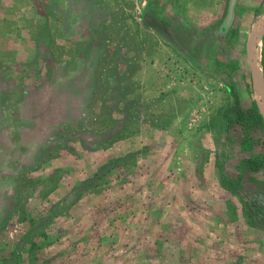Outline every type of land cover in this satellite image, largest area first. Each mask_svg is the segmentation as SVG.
<instances>
[{"label":"rangeland","instance_id":"1","mask_svg":"<svg viewBox=\"0 0 264 264\" xmlns=\"http://www.w3.org/2000/svg\"><path fill=\"white\" fill-rule=\"evenodd\" d=\"M228 5L0 0V264H264V128H227L264 0Z\"/></svg>","mask_w":264,"mask_h":264},{"label":"trees","instance_id":"2","mask_svg":"<svg viewBox=\"0 0 264 264\" xmlns=\"http://www.w3.org/2000/svg\"><path fill=\"white\" fill-rule=\"evenodd\" d=\"M257 106L258 105H256L255 102L252 101L249 106H247L243 110H240L238 108V102L235 101V107L230 108L231 114L230 119L228 120L227 128H230L236 124L240 126L243 133V145L254 146L258 145L261 142V140L256 138L252 139L251 137V134H254L261 128H264L262 119L263 115ZM245 165L249 171L257 172L264 168V157L249 158L245 161Z\"/></svg>","mask_w":264,"mask_h":264},{"label":"bare ground","instance_id":"3","mask_svg":"<svg viewBox=\"0 0 264 264\" xmlns=\"http://www.w3.org/2000/svg\"><path fill=\"white\" fill-rule=\"evenodd\" d=\"M264 29V14L256 17L252 24L251 34H250V50H251V69H252V86L253 95L258 105L260 112L264 117V84L262 83L261 73H260V39L257 34H261ZM251 60V59H250Z\"/></svg>","mask_w":264,"mask_h":264},{"label":"water","instance_id":"4","mask_svg":"<svg viewBox=\"0 0 264 264\" xmlns=\"http://www.w3.org/2000/svg\"><path fill=\"white\" fill-rule=\"evenodd\" d=\"M236 3L237 0H229L227 14L223 22V28L226 30H228L231 27L234 21Z\"/></svg>","mask_w":264,"mask_h":264},{"label":"crops","instance_id":"5","mask_svg":"<svg viewBox=\"0 0 264 264\" xmlns=\"http://www.w3.org/2000/svg\"><path fill=\"white\" fill-rule=\"evenodd\" d=\"M251 29H252V27H251ZM248 48H249L248 55H250L251 54V50H250V44L249 43H248Z\"/></svg>","mask_w":264,"mask_h":264}]
</instances>
